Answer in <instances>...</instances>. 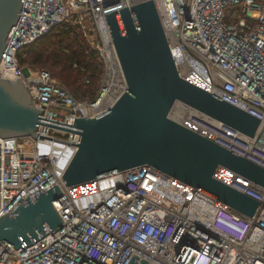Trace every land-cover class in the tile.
<instances>
[{"label":"built area","instance_id":"built-area-1","mask_svg":"<svg viewBox=\"0 0 264 264\" xmlns=\"http://www.w3.org/2000/svg\"><path fill=\"white\" fill-rule=\"evenodd\" d=\"M141 1L149 0L23 1L0 75L21 78L42 115L37 139L0 140V217L60 185L54 205L66 225L25 250L0 245V264H129L133 254L152 264H264V189L225 167L215 179L259 202L253 217L151 166L69 188L62 181L81 142L76 120L95 118L118 100H107L110 66L123 71L106 18ZM151 1L180 76L261 124L249 138L180 103L170 118L264 168V0ZM63 24L80 27L106 66L92 102L77 100L50 72L20 65L23 48Z\"/></svg>","mask_w":264,"mask_h":264},{"label":"water","instance_id":"water-1","mask_svg":"<svg viewBox=\"0 0 264 264\" xmlns=\"http://www.w3.org/2000/svg\"><path fill=\"white\" fill-rule=\"evenodd\" d=\"M24 0H0V65ZM126 81L114 105L95 118H79L78 152L62 181L73 187L139 166H151L235 211L253 217L260 203L216 180L225 167L264 189V168L172 120L184 104L233 131L254 138L261 121L180 76L154 1H141L106 18ZM42 110L23 80L0 75V140L38 138ZM1 179V142H0ZM56 185L22 200L0 217V245L27 249L65 227L54 203ZM1 201V198H0ZM129 264H152L133 254Z\"/></svg>","mask_w":264,"mask_h":264},{"label":"trees","instance_id":"trees-1","mask_svg":"<svg viewBox=\"0 0 264 264\" xmlns=\"http://www.w3.org/2000/svg\"><path fill=\"white\" fill-rule=\"evenodd\" d=\"M18 58L22 67L35 72L49 70L82 102L97 98L106 76L105 64L80 27L63 24L50 35L23 48Z\"/></svg>","mask_w":264,"mask_h":264},{"label":"bare ground","instance_id":"bare-ground-1","mask_svg":"<svg viewBox=\"0 0 264 264\" xmlns=\"http://www.w3.org/2000/svg\"><path fill=\"white\" fill-rule=\"evenodd\" d=\"M124 77L119 67V64L113 63L109 69V75L107 79L108 98L107 100L112 103L118 99V97L124 91Z\"/></svg>","mask_w":264,"mask_h":264},{"label":"rangeland","instance_id":"rangeland-1","mask_svg":"<svg viewBox=\"0 0 264 264\" xmlns=\"http://www.w3.org/2000/svg\"><path fill=\"white\" fill-rule=\"evenodd\" d=\"M41 69V68H40ZM47 70V69H45ZM48 72H50L49 70H47ZM51 73V72H50ZM57 80V79H56ZM59 82V80H57ZM60 83V82H59ZM61 84V83H60ZM100 91V90H99ZM99 94V93H98ZM98 97V96H97ZM86 102H92V101H86Z\"/></svg>","mask_w":264,"mask_h":264}]
</instances>
